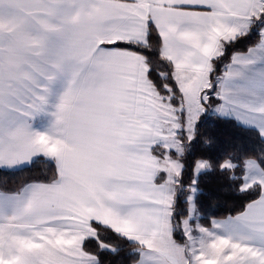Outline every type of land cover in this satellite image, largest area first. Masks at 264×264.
<instances>
[{
  "label": "snow or ice",
  "instance_id": "snow-or-ice-1",
  "mask_svg": "<svg viewBox=\"0 0 264 264\" xmlns=\"http://www.w3.org/2000/svg\"><path fill=\"white\" fill-rule=\"evenodd\" d=\"M0 184V264H264V0H0Z\"/></svg>",
  "mask_w": 264,
  "mask_h": 264
},
{
  "label": "trees",
  "instance_id": "trees-1",
  "mask_svg": "<svg viewBox=\"0 0 264 264\" xmlns=\"http://www.w3.org/2000/svg\"><path fill=\"white\" fill-rule=\"evenodd\" d=\"M209 133L215 140L212 146L205 149L210 154H215L220 148L229 143L231 139H234L237 134L231 125L222 123L216 124L214 128L209 130ZM12 186L13 181L10 177L8 187L11 188ZM0 187H3V185L0 184ZM201 187L203 189L202 195L200 196L202 205L207 208L213 205L215 201L216 203L212 211L218 216L227 215V205L224 203L227 196L221 191L222 185L219 176L212 172L202 175Z\"/></svg>",
  "mask_w": 264,
  "mask_h": 264
}]
</instances>
